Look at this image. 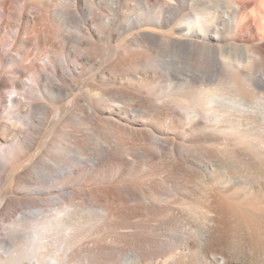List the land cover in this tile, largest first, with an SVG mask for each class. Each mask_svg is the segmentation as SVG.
Listing matches in <instances>:
<instances>
[{
    "label": "bare ground",
    "instance_id": "obj_1",
    "mask_svg": "<svg viewBox=\"0 0 264 264\" xmlns=\"http://www.w3.org/2000/svg\"><path fill=\"white\" fill-rule=\"evenodd\" d=\"M167 4L0 0V264H264V0ZM134 40L201 49L214 86L158 93Z\"/></svg>",
    "mask_w": 264,
    "mask_h": 264
},
{
    "label": "rangeland",
    "instance_id": "obj_2",
    "mask_svg": "<svg viewBox=\"0 0 264 264\" xmlns=\"http://www.w3.org/2000/svg\"><path fill=\"white\" fill-rule=\"evenodd\" d=\"M164 1L168 3L167 7L172 6L176 8L177 11L182 12V15L179 17L180 19L183 18L184 16L185 18H187V14L191 12H193L195 15L198 14L196 13L197 8L194 6L195 3L197 4L199 8H202L200 5L202 0H164ZM133 11H135L136 15H139L141 13V9H138V6L136 5H132V12ZM132 12L129 15L130 17L132 16ZM156 12H160L163 18H166L168 16L169 10L168 9L166 11L157 10ZM170 17H172V15H170ZM136 26L137 24L133 25V24L126 23L125 29L126 31H128L129 27L134 28ZM127 36L128 34H126V37ZM144 44L147 45L146 49L141 47L143 44H140L134 40L128 50H132L134 51V53L140 52L141 50H144V49L146 50L145 52H140V53L149 59L150 65L155 71L162 74V77L160 78L159 82L156 85L158 89L157 91L158 93L163 92L164 87H168L170 84L174 86H178L181 83H183L181 81L182 79L180 77L181 75H185V77L190 75L188 79L191 84L188 89L189 94L185 96H190L191 94L199 93L201 88H203L207 92V89H209V87L212 88V86H214V83H213L214 79L209 75L210 67L207 64L202 65L199 62L200 60L199 54H201V49H198V48H195L189 45H185V47L180 48L179 50L171 47V48L161 51V48H157V42L149 41ZM226 49L229 50V48H226ZM226 49H220L218 53L221 52L222 54L223 50H226ZM97 57L99 58V60H102L103 55L99 53ZM234 57L237 59H242L243 54L238 50V51H235ZM212 59H215V58H212ZM220 59H222V61L224 62L228 60L222 57L219 58V60ZM165 60L174 61L175 63H177V67L181 69L180 71H178V75H176L175 77H172V80H169L166 77L165 71L167 70V68L163 64ZM212 61H213L212 65L214 66L216 62L214 60ZM258 71H259V74L262 75L264 78V69L259 68ZM219 72H221V70H219ZM79 85H80V92H85L86 90L90 89V82L87 79H81L79 81ZM250 96L251 98H257V97H260L261 94L254 93V94H250ZM23 99L26 101L24 96H23ZM261 145H263L264 147V144H262V142H261ZM221 150L223 149L221 148ZM222 156L224 157L223 154ZM3 166H4V160H2V157L0 155V175H3ZM233 167L234 165L232 166V168ZM2 186L3 184L1 183L0 189L2 188ZM11 228H14V226H11ZM17 228L21 230L20 227H17ZM23 230L26 232L29 231L26 229V225L23 226ZM8 235L14 236L15 234L9 233ZM11 245H12L11 246L12 253L10 254V256L7 255L4 257V260L7 261L9 264H20L21 262H29L30 260L31 261L34 260L35 264H50V262L54 261L56 257L62 255L59 249H57L54 245L50 244L47 247V249H41L40 252L38 253V256H34L33 258H30L29 256L25 255L24 245L22 243H19L18 241H14ZM2 247L3 246L0 245V249Z\"/></svg>",
    "mask_w": 264,
    "mask_h": 264
}]
</instances>
